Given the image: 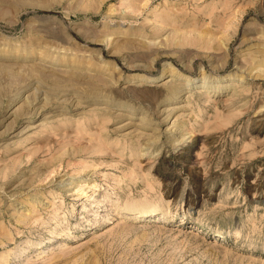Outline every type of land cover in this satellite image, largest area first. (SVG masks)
<instances>
[{
	"label": "rangeland",
	"instance_id": "rangeland-1",
	"mask_svg": "<svg viewBox=\"0 0 264 264\" xmlns=\"http://www.w3.org/2000/svg\"><path fill=\"white\" fill-rule=\"evenodd\" d=\"M0 264H264V0H0Z\"/></svg>",
	"mask_w": 264,
	"mask_h": 264
},
{
	"label": "bare ground",
	"instance_id": "bare-ground-1",
	"mask_svg": "<svg viewBox=\"0 0 264 264\" xmlns=\"http://www.w3.org/2000/svg\"><path fill=\"white\" fill-rule=\"evenodd\" d=\"M144 76V75H143ZM173 76V75H172ZM229 78H231V76H229ZM153 79V77L151 76L150 77V80H152ZM238 80H240V81H242L243 80V77H240ZM168 81H170V80H168ZM176 131L175 130H172L171 131V133H175ZM191 136V135H190ZM186 137H187V135H186ZM186 137H183V138H181V141L180 142H186L185 140L187 139ZM189 138V137H188ZM191 138V137H190ZM189 138V139H190ZM144 149H149V147H144ZM145 155H147V153H145V151H143L142 153H141V156H145Z\"/></svg>",
	"mask_w": 264,
	"mask_h": 264
}]
</instances>
